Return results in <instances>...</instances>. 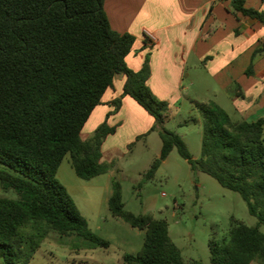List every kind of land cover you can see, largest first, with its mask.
<instances>
[{
  "label": "trees",
  "instance_id": "16d2710c",
  "mask_svg": "<svg viewBox=\"0 0 264 264\" xmlns=\"http://www.w3.org/2000/svg\"><path fill=\"white\" fill-rule=\"evenodd\" d=\"M229 1L233 14L264 25V12L247 8V0ZM213 10L214 4L209 16ZM135 43L134 35L112 29L104 0H0V185L17 195H0V262L30 264L51 231L85 239L80 249L110 248L89 228L57 175L68 155L86 181L112 169L102 163V145L116 129L106 121L91 140L81 134L118 76L127 80L121 98L111 103L115 113L129 96L164 123L167 103L147 84L149 59L138 72L127 65ZM263 52L264 45L256 54ZM198 107L204 121L201 158L193 159L181 138L166 131L160 158L146 177L154 179L177 148L192 170L239 193L259 225L232 219L222 243L210 240V264H264V118L233 121L215 102ZM112 189L111 215L145 232L142 250L127 254L126 264H188L166 220L126 211L117 180Z\"/></svg>",
  "mask_w": 264,
  "mask_h": 264
},
{
  "label": "rangeland",
  "instance_id": "374dc122",
  "mask_svg": "<svg viewBox=\"0 0 264 264\" xmlns=\"http://www.w3.org/2000/svg\"><path fill=\"white\" fill-rule=\"evenodd\" d=\"M190 83L192 85L183 101L175 104L166 101L163 124L141 120L139 126H127L123 118L107 122L109 128L119 130L115 138L123 144L111 148L110 153L104 152L102 163L112 166L115 172L113 181L117 180L122 186L126 211L136 216L150 215L166 220L170 238L180 249L184 260L188 264H210V240L222 243L231 228L232 219L249 227L259 225L258 219L249 213L242 196L224 188L208 174L192 170L177 148L171 152L167 162L162 163L154 179L146 177L153 163L160 158L162 135L166 131L181 138L193 159L201 158L204 121L198 104L215 102L226 112L229 110L226 88L203 65L198 66L197 71L187 72L185 86ZM231 118L236 119L234 115ZM99 125L94 117L85 127L81 139L91 140ZM135 132L140 133L139 141L131 137ZM114 134L109 136L114 137ZM107 138L102 147L109 150ZM0 169H5L1 163ZM57 177L69 191L89 228L108 240L111 246L80 249L88 244L85 239L61 236L51 231L30 264H126L124 257L127 254H137L142 250L145 232L113 217L109 211L108 198L113 189H107L108 175L90 181L80 179L68 155ZM0 195L17 198L16 193L4 192L1 187ZM261 230L264 232V226Z\"/></svg>",
  "mask_w": 264,
  "mask_h": 264
},
{
  "label": "crops",
  "instance_id": "0c3cea01",
  "mask_svg": "<svg viewBox=\"0 0 264 264\" xmlns=\"http://www.w3.org/2000/svg\"><path fill=\"white\" fill-rule=\"evenodd\" d=\"M246 6L264 12V0H247ZM104 9L114 31L136 37L133 51L126 59L128 67L141 71L150 58L147 84L157 98L171 104L183 101L192 85L185 86L187 72L197 71L203 65L226 88L227 113L236 117L233 121L256 122L264 118V52L256 54L264 45V25L233 14L229 0H104ZM147 32L155 37L152 46ZM126 80L124 75L115 79L113 88L106 92L87 124L94 117L100 125L121 118L127 126H139L141 120L155 121L129 96L122 98L121 109L114 112L111 103L121 98ZM118 131L107 138L109 150L102 147L103 154L123 144L115 138ZM139 134L135 132L131 137L139 141ZM106 175L109 189L115 172L111 169L99 177Z\"/></svg>",
  "mask_w": 264,
  "mask_h": 264
},
{
  "label": "built area",
  "instance_id": "2783aa9c",
  "mask_svg": "<svg viewBox=\"0 0 264 264\" xmlns=\"http://www.w3.org/2000/svg\"><path fill=\"white\" fill-rule=\"evenodd\" d=\"M146 35H147V39L149 41V44L152 46L154 41H155V37L149 32H147Z\"/></svg>",
  "mask_w": 264,
  "mask_h": 264
}]
</instances>
